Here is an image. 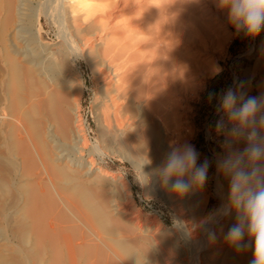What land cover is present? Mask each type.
Segmentation results:
<instances>
[{
  "label": "rangeland",
  "instance_id": "374dc122",
  "mask_svg": "<svg viewBox=\"0 0 264 264\" xmlns=\"http://www.w3.org/2000/svg\"><path fill=\"white\" fill-rule=\"evenodd\" d=\"M31 1L35 5V11L39 12L38 22L36 24L34 22L33 26L34 30L38 29L40 38L37 44L33 42V38L31 39V34L25 35L26 44L12 37L14 18L10 14L13 0H0V264H50L52 260L51 244L47 241L38 245L32 227L30 206L31 203L33 205V195L36 193L38 183L49 191L43 199V208L47 209V223H66L69 228L75 227L74 233L87 235L88 238H92L95 234L104 236L118 255H121L126 263L128 262L127 264H136L137 259L141 264L143 262H145L143 264H162L161 248L175 249L184 244V239L181 234L180 237L178 236L179 231L175 226L180 212L175 203L178 196L159 186L155 191H149L137 182L131 170L132 158L138 155L146 156L147 159L150 157L151 163L144 169L145 172H149L155 162L156 152L148 146L146 148V150L149 148L148 153H145L138 144L126 143L110 136L111 133L104 125L103 112L105 104L109 103L108 93L114 88L113 79L100 80L92 67L82 57L80 58V51L67 52L63 44L64 38L69 37V29L71 30L68 25L69 16L67 13L65 16L63 10L69 13L72 5L80 2L84 4H77L78 8L74 5L73 7L80 13H85L89 6L104 4L107 1L88 0L87 3V0H63V8H57L54 0ZM80 9L83 11L81 12ZM61 12L62 17L59 15ZM220 30L223 41L217 46L216 52L213 55H202L204 62H209L208 64L213 65L214 69L206 70L199 76L198 81L202 82H200L202 84L200 90L197 95L187 96L188 99L186 98L182 103L186 111L181 112L185 114L186 118L183 122L187 121L184 123L189 128L186 130L189 135H182L180 144L191 143L195 146L200 153L198 163L205 158L212 161L208 181L203 188L209 196L203 217L219 205L218 197L213 194L217 173L215 157L224 158L228 146L226 133L219 136L215 133V122L221 119L223 114H216V101L209 102L208 94L219 93L232 87L248 96H258L259 83L264 82L262 63H258L259 51L264 49V28L255 37H246L242 33L237 34L227 19ZM14 41L19 47L23 45L22 47L25 48L27 45L25 48L27 52L40 50L41 54L47 56V60L54 63L53 70L46 72L44 70L46 66L29 63V60L36 61L37 57L26 55L27 53H17L12 45ZM13 59L19 61L18 65ZM12 70L17 73L14 78L10 76ZM43 70L45 74L41 72ZM27 71L32 75V82L24 77ZM61 90L69 95L67 105L60 106L58 101L56 102L54 93ZM30 91L36 96L34 97L36 101L38 98L44 100L43 98L46 97L45 104L42 103L40 108L36 105L29 110L27 95ZM144 115L146 118V111ZM65 119L71 124L67 132ZM223 119L226 128L230 127L227 116H223ZM74 124L79 129L78 134L82 139V143L81 141L78 143H81L79 153L69 152L67 148L73 143L71 126L74 128ZM49 125L56 133L54 139L59 142L55 143L47 138L45 132ZM26 130H31L36 147L32 158L26 154L28 134ZM84 137L86 140L83 139ZM58 149L66 153V159L68 156L76 160L85 158L84 163L93 165V172L83 175L81 168H75L65 161L66 159L54 161ZM79 175L82 177L80 178ZM125 197L139 213L156 216L158 220L156 227H159L148 231L151 232L149 234L136 228L132 223H127L125 217L114 210L115 205ZM196 209L191 207L190 211L195 212ZM83 212L87 217L89 216L87 222L79 215H83ZM106 214L112 216V219L109 216L106 218ZM61 218L67 219L63 222L60 221ZM144 227L145 225L143 229Z\"/></svg>",
  "mask_w": 264,
  "mask_h": 264
},
{
  "label": "bare ground",
  "instance_id": "6f19581e",
  "mask_svg": "<svg viewBox=\"0 0 264 264\" xmlns=\"http://www.w3.org/2000/svg\"><path fill=\"white\" fill-rule=\"evenodd\" d=\"M54 1L57 8L64 7L63 0ZM106 1L104 4L89 6L85 13H80L77 10L78 3L73 4L74 7L77 6L76 9L72 5L69 13L63 10L64 15L66 16L67 13V16H69L70 23L68 25L71 28V30L68 28L69 37L64 38L63 44L67 52L70 50L76 51V53L80 51V58L82 57L92 67V70L100 80L108 79V81H112L113 79L112 83L114 84L112 87L114 88L110 89V92L108 89L109 103L105 104L103 112L104 125L107 126L111 137L119 138L126 143L138 144L141 149H144L145 153H148L149 148L154 149L156 159L155 162L153 161L154 159L152 160L154 162L152 167L150 165L153 168L161 162L164 155L172 147L180 144L182 135L186 136L189 133L186 131L189 128L184 123H187V121L183 122L186 117L181 112L186 107L182 103L189 94L191 96L198 94L202 85V82L198 81L199 76L204 74L206 70L212 71L214 69L213 65L208 64L209 62H204L202 55H213L216 52L217 46L223 41L220 29L222 24L228 19V13L226 9L219 7L218 0ZM86 2L88 3V0ZM12 3L10 14L14 18V36L12 37L18 42L26 44L25 35L31 34V39L33 38V42L37 44L40 38L37 33L38 29L35 28L34 30L33 26L38 22L39 12L35 11V5L32 4L31 0H13ZM85 7L87 8V6ZM80 11L82 12L83 9H80ZM61 14L62 12L59 15L61 16ZM12 45L15 49L11 47L17 53H27L26 55L37 57L36 61L29 60V63H34V65L41 64L42 67L46 66V69H44L46 72L53 70L54 63L47 60V56L41 54L40 50L33 51L34 48L32 49L33 53H31L26 51L27 45H25V48L22 47L23 45L19 47L15 41ZM259 55L258 63H262L261 68L264 71V49L259 51ZM8 59L11 60L12 57H8ZM13 60L18 65L19 61ZM212 61L214 62V60ZM44 70L41 72L44 73ZM14 71L10 72L12 78L17 75ZM24 77H27L30 82L33 80L29 71L26 72ZM258 89V96L264 94V82L259 83ZM54 95L57 99L56 102L58 101L57 103L60 106L69 103L67 92L62 90L60 92L56 91ZM27 97L30 106L29 110L36 105L40 108V105L42 103L45 104L46 101L45 96L44 100L38 98L36 101V98L34 99L36 96L32 91H30ZM142 102L143 104H141ZM144 111L147 112L146 118L145 115L143 116ZM67 120L69 121V118ZM67 120L65 119L67 125L66 132L68 126L71 125ZM141 121L142 123H140ZM71 123L73 124V122ZM78 130L76 125L74 128L71 126V133H73L71 136L74 137L72 138L73 143L68 147L65 145L69 152L79 153L81 151L79 145L82 143V139L79 136L80 134H78ZM26 132L28 133L26 138V154L32 158L33 150L36 147L31 130H26ZM45 133H47V138L49 137L50 140L55 143L59 142L56 138L54 139L56 133H54L50 125ZM85 140H83V143H85ZM80 141L81 143L78 144ZM227 141L228 146L223 159L228 158L231 151L237 147L229 138ZM60 143L62 144V141ZM148 146L149 148L146 150ZM61 150L58 149L54 161L66 159V153H62ZM83 160H76V158L68 156V159L65 161H68L75 168H81L80 170H83V175L91 174L93 172V165L91 163L88 165ZM47 165L49 166L50 163ZM218 185L223 186V191L226 195L228 189L227 178L217 171L213 194L218 197L220 205L221 200L218 195ZM47 194H49L48 188L45 189L41 183H38L36 193L33 195V205L31 203L30 206L32 207L30 215L33 223L32 227H34L37 237V244L41 245L47 241L51 244L52 260L50 264L128 263L123 260L121 255H118L115 248L113 249L106 238L100 236V234H95L92 238H88L86 237L87 235L74 233L73 229L75 227L70 225L71 227L69 228L66 223H47V209L43 208V199ZM208 200L209 196L204 190L194 195L189 194L176 198L175 203L180 211L178 221L187 222L194 230L190 238L183 236L180 232L178 233V236L180 237L179 234H181L184 239L183 245L181 244L175 249L168 247L161 248L162 256L160 258L162 257V264H249V261L252 259L251 250L237 252L225 241V234L235 222V210L230 215L222 218L219 224L214 226L216 233L215 241L208 240L199 228V221L204 218L203 214ZM71 201L69 202L70 204ZM191 207L197 208L196 211L198 210L199 212H194V210L191 212ZM114 210L119 215H122V217L124 216L127 223H132L136 228L143 231H151L156 227V221H158L156 216L143 215L136 211L126 197L115 205ZM79 215L86 222L89 220V216L87 217L84 212L83 215ZM108 216L112 219V216L106 214V218ZM62 218L60 221L63 222L67 219L62 220ZM73 223L75 222L73 221ZM143 225H145L144 229ZM131 234L133 235V232Z\"/></svg>",
  "mask_w": 264,
  "mask_h": 264
},
{
  "label": "clouds",
  "instance_id": "9594fccd",
  "mask_svg": "<svg viewBox=\"0 0 264 264\" xmlns=\"http://www.w3.org/2000/svg\"><path fill=\"white\" fill-rule=\"evenodd\" d=\"M218 4L227 10L237 34L255 37L264 28V0H218ZM208 100L216 101V114L227 116L230 125L226 128L221 116L214 125L216 135L226 133L237 147L226 159L215 157L217 171L228 180L227 194L218 185L221 203L198 226L208 240L215 241L214 226L235 210V222L225 234L226 243L237 252L251 250L249 264H264V94L248 96L228 87L219 93L210 92ZM199 160L195 146L183 143L172 147L149 172L144 170L151 163L146 156L133 157L131 170L149 191L159 186L184 197L202 191L208 181L212 161ZM175 226L183 236L191 237L194 229L187 222L178 221ZM136 264H141L139 259Z\"/></svg>",
  "mask_w": 264,
  "mask_h": 264
}]
</instances>
